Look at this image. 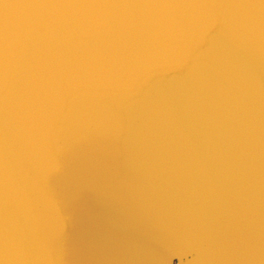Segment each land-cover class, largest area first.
I'll use <instances>...</instances> for the list:
<instances>
[{"label":"water","instance_id":"water-1","mask_svg":"<svg viewBox=\"0 0 264 264\" xmlns=\"http://www.w3.org/2000/svg\"><path fill=\"white\" fill-rule=\"evenodd\" d=\"M0 264H264V0H0Z\"/></svg>","mask_w":264,"mask_h":264}]
</instances>
